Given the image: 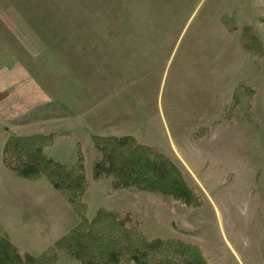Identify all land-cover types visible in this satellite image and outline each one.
Segmentation results:
<instances>
[{
	"label": "rangeland",
	"instance_id": "374dc122",
	"mask_svg": "<svg viewBox=\"0 0 264 264\" xmlns=\"http://www.w3.org/2000/svg\"><path fill=\"white\" fill-rule=\"evenodd\" d=\"M92 1L0 0V57L7 50L39 81H60L63 104L91 99L73 121L59 113L25 126L9 122L20 91L18 102L0 100V230L22 254L86 264L54 245L79 218L49 169L29 179L4 162L9 136L41 134L46 153L68 167L82 152L84 218L100 209L129 214L149 239L189 243L186 261L197 252L198 264H264V0ZM94 134L158 147L180 166L194 199L98 178Z\"/></svg>",
	"mask_w": 264,
	"mask_h": 264
},
{
	"label": "trees",
	"instance_id": "16d2710c",
	"mask_svg": "<svg viewBox=\"0 0 264 264\" xmlns=\"http://www.w3.org/2000/svg\"><path fill=\"white\" fill-rule=\"evenodd\" d=\"M95 2L92 1L93 4ZM45 138L41 134L9 136L4 146V162L17 175L29 179L37 178L49 169L47 173L52 184L73 206L79 221L54 244L55 247H63L86 264L116 263L122 258L134 260L137 264H147L142 261L143 257H150V264L201 262L197 252L186 261V248L192 250L193 247L183 240L149 239L135 224L130 223L132 218L129 214L122 217L121 213L100 209L92 219L84 218V210H80L84 205L81 197L88 179L83 154L79 151L78 162L68 167L46 153ZM92 141L99 152L94 173L98 178L112 176L114 188L134 186L169 195L186 203L194 199L192 188L180 166L158 147L143 143L132 135L94 134ZM90 246L91 251L87 249ZM178 260L180 263H177ZM55 261V254L46 252L39 256L22 254L9 234L0 230V264H55Z\"/></svg>",
	"mask_w": 264,
	"mask_h": 264
},
{
	"label": "crops",
	"instance_id": "0c3cea01",
	"mask_svg": "<svg viewBox=\"0 0 264 264\" xmlns=\"http://www.w3.org/2000/svg\"><path fill=\"white\" fill-rule=\"evenodd\" d=\"M35 52L38 54L37 50ZM9 54H11V52L8 53L6 50L3 53L4 56L2 55L0 57V62L3 63L2 66H0V100H2L4 96L6 98L11 94L13 99H16L18 102L16 95L17 91H20L21 96L19 101L21 103L19 104V112H14V117H12V120L9 121L10 123L25 126L27 123H36L40 119L52 117L54 115V117H57L59 116V113H63L61 115L68 114V120L73 121L72 118L75 119L78 117L76 111H78L79 114L82 112L81 110H85L87 102L91 99L81 101L76 97L75 99L70 100V104H63V99L61 98L62 96L60 97V94L57 91V88L60 86V81H48L50 84L47 81H39L40 79L36 77L25 61L20 58H11L9 57ZM80 78L86 79L85 76ZM61 84L64 85L65 81ZM50 85L52 88H50ZM76 85L79 86L80 93L91 96V92L87 90L89 87L84 81H76ZM95 87L97 86L93 87L92 84V92ZM26 97L30 103L29 105L24 102ZM91 97H93V95ZM64 99L69 101L67 98ZM42 109V117H36L35 111H42ZM110 113H112V111ZM84 117H87V114H85ZM102 118L106 119L109 118V116L105 113ZM115 118L117 119V117ZM89 124L92 127L95 126V123L93 124L91 121ZM86 125L90 126L87 122Z\"/></svg>",
	"mask_w": 264,
	"mask_h": 264
}]
</instances>
